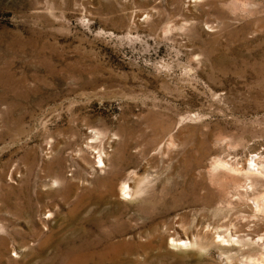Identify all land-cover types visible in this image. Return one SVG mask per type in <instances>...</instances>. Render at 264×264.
<instances>
[{"label":"rangeland","instance_id":"rangeland-1","mask_svg":"<svg viewBox=\"0 0 264 264\" xmlns=\"http://www.w3.org/2000/svg\"><path fill=\"white\" fill-rule=\"evenodd\" d=\"M0 264H264V0H0Z\"/></svg>","mask_w":264,"mask_h":264},{"label":"built area","instance_id":"built-area-1","mask_svg":"<svg viewBox=\"0 0 264 264\" xmlns=\"http://www.w3.org/2000/svg\"><path fill=\"white\" fill-rule=\"evenodd\" d=\"M254 155H255V154L252 155V161L250 162L251 167H252L253 169L257 168V164H256L255 161H254V160H255Z\"/></svg>","mask_w":264,"mask_h":264},{"label":"bare ground","instance_id":"bare-ground-1","mask_svg":"<svg viewBox=\"0 0 264 264\" xmlns=\"http://www.w3.org/2000/svg\"><path fill=\"white\" fill-rule=\"evenodd\" d=\"M251 168L252 167H249V169L246 171V172H248V173H250V171H251ZM253 169V168H252ZM254 170V169H253ZM252 172V171H251ZM127 185H125V187H126ZM129 194V193H128ZM132 196H133V194H132ZM185 242V241H184Z\"/></svg>","mask_w":264,"mask_h":264}]
</instances>
